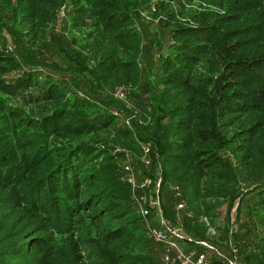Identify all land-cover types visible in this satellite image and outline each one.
Wrapping results in <instances>:
<instances>
[{"label": "trees", "instance_id": "trees-1", "mask_svg": "<svg viewBox=\"0 0 264 264\" xmlns=\"http://www.w3.org/2000/svg\"><path fill=\"white\" fill-rule=\"evenodd\" d=\"M65 1H11L12 25L3 23L20 57L0 51V264H81L80 248L92 253L88 264L164 263L158 258L162 246L147 235L136 209L132 184L116 167L117 160L128 164L126 154L114 152L123 139L131 152L138 151L135 140L147 145L150 163L143 172L151 185L144 191L155 195L158 181L162 216L173 224L181 217L190 234L181 238L189 243L185 250L205 253L208 264L238 258L239 264H264V243L250 248L248 228L238 226L243 205L256 208L264 226V0H207L225 11L187 13V22L160 5L155 14L168 17L157 22L165 30L159 36L149 34L139 13L147 0H69L70 41L50 33L72 65L28 57L27 44L40 41ZM234 21L241 28L228 30ZM18 29L28 30L26 40ZM145 42L159 52L151 79L139 85ZM40 66L73 72V80L81 76L92 92L142 86L153 129L143 130L136 118L120 122L118 113H131L111 100L79 108L67 98L65 79ZM230 155L256 180L250 188L239 186ZM224 202L227 223L237 203L240 230L231 232L243 240L230 258L208 256L198 243L209 239L200 213L211 219Z\"/></svg>", "mask_w": 264, "mask_h": 264}, {"label": "rangeland", "instance_id": "rangeland-1", "mask_svg": "<svg viewBox=\"0 0 264 264\" xmlns=\"http://www.w3.org/2000/svg\"><path fill=\"white\" fill-rule=\"evenodd\" d=\"M13 2L14 0H0V51L1 52H9L13 53L15 56H19V53L16 52V40H13L11 36L6 32V25L3 24L4 21L10 24V20L7 18L11 12L10 7V2ZM226 0H223L225 2ZM230 3H234V0H231ZM162 6L167 8V13L173 11L178 17H180V20L187 22L189 19L188 16H190L187 13H203L204 11H212L216 12V15H221L225 11V6H219L213 2H209L207 0H147V5L142 7V9L139 10L140 15L143 17V20H145V23L147 25V30L149 34L155 36L162 35V33H165V30L161 29L159 26V23H157L159 20L160 21H166L168 14L164 13H158L155 14V10L159 7ZM70 9V2L69 0H66L64 4L61 6V8L57 11L55 19L48 24L46 28V32L44 33V36L41 37L40 41L38 43H34V45H28L27 48V54L28 57L30 56L31 58L36 57L38 60L46 63L50 62H55L58 67H68L69 65H72L70 60H68L63 54L57 49V47L54 45L52 41V36L50 32H58L60 35H62L66 41H70V37L72 32V29H69V24H68V11ZM183 9L185 10V14H179L180 10ZM171 10V11H170ZM194 11V12H193ZM8 19V21H7ZM140 26V25H139ZM241 24H237L236 21L231 22L227 28L228 30H233L240 27ZM28 30L21 29V30H16V33L19 34L22 37V41L26 40V35H27ZM224 34V33H223ZM69 39V40H68ZM229 40V39H228ZM233 40V39H231ZM26 43V41H25ZM3 50V51H2ZM20 50V49H19ZM159 50L157 47H148L147 43H144V50L141 53L140 59H139V64L142 68H145V75L141 77V82L139 85H141L143 82L147 81L148 79H151L152 77V71H154L157 63V54ZM20 57V56H19ZM205 66H207L204 62L199 66L201 70H205ZM23 67H29L27 65H23ZM39 69L45 72H50L51 74H55V76L59 79L64 78L66 81V85L68 86L69 90L67 92V98H73L75 101V104L79 108L83 109H92L95 107L101 108L102 103L104 101H112V106L117 105H122L125 109H128L130 111L131 118H136L140 123V127L143 128V130H150L153 129L154 127V115H153V110L150 105V99L148 97V94L142 89V86H134L130 84H126L123 86V97L122 98H117L114 95L115 88L118 87H105L104 88H97L96 92H92V90L89 88L88 85L84 84L82 81L81 76L77 75L76 80H73L74 73L70 72L65 69L56 70L54 68H50L47 66H40ZM64 72V73H63ZM72 78V79H70ZM122 86V85H119ZM73 92V93H72ZM66 98V99H67ZM101 98V100H100ZM12 103L16 104V102L8 101L7 104ZM6 104V105H7ZM8 106V105H7ZM116 107H114L115 109ZM114 113H117V111L113 110ZM119 115V121L123 122L126 119V112H120L118 113ZM260 115L264 116V106L261 109ZM129 119V123L131 124ZM126 124V125H129ZM132 128V126H129ZM134 127V126H133ZM123 139V138H122ZM127 139L121 140L119 143H115L113 146L114 152H123L126 154V159L128 161V165L132 168V175L134 178V181L136 184H141L145 178L148 179L149 177L143 172V169H148V165H144L143 163V149L142 146L144 145L143 143L139 144L137 140H135L134 145L138 147L137 152H131L126 149V144L125 143ZM128 141V140H127ZM140 142H143L140 140ZM251 144V142H248ZM111 144V142H110ZM147 146V145H146ZM140 151V153H139ZM224 154L228 155V153L224 152ZM230 162L232 165H234L235 173L236 176L238 177V183L240 187L243 188H250L256 180L254 179H248L246 177L245 172H243L240 168V165L236 161V159L230 155ZM124 161H126L124 159ZM126 163L123 161H118L117 160V168L120 169V178H123L124 180L127 179L129 176L128 173L124 170V165ZM116 170V169H115ZM158 182V181H157ZM156 182V184H157ZM156 184L153 188L155 191L156 189ZM151 185V184H150ZM179 185L177 184H170L171 189L176 188ZM146 189H150L149 186ZM180 189V188H179ZM135 194L140 195L141 189H135ZM147 194V200L145 201L146 205H149V202L152 200L154 197L153 194L151 193H146ZM135 202V201H134ZM206 202H211L210 199H206ZM235 203V202H234ZM227 202H224L221 204L220 209H214L211 211L212 217L211 219L209 216H206L202 213H200L198 221L199 223L203 226V231L205 236L209 237V239H204L202 238L201 241L207 243L208 245L214 247L215 250H212L211 248H208L210 252L208 253V256L212 255L214 256H226L230 258V250L231 248H234L235 245L240 244L243 240L238 238H233L232 233L234 230L237 228V223H236V206L237 203L234 204V207L232 208V211L230 213V219L229 222L227 223L225 220V210L227 208ZM136 206V203H135ZM246 206L243 205L242 212L240 213L239 216V228L242 229L244 227L245 229L248 228V234L247 235V241L250 243V248H253V245L255 247V250L260 248L263 243H264V226L263 224H259L257 215V209L252 208L248 209L246 211ZM137 209V206H136ZM138 211V209H137ZM187 213H191L189 210L186 211ZM139 213V212H138ZM256 213V214H254ZM151 217L154 216L152 220V225L155 224V217L156 215L154 214L153 210L150 213ZM214 216V217H213ZM150 217V218H151ZM150 218L149 222H150ZM257 219V221H256ZM180 220V221H179ZM179 220L177 221L176 224H173L171 221H168V225L171 228H174L176 232L178 233V243L181 245V247H185L186 244L189 246L188 242L183 241L181 238H189V232L182 226L181 223V217H179ZM144 228H146V223L145 220H142ZM151 224V223H150ZM238 229V228H237ZM238 229V230H240ZM233 231V232H231ZM192 236V235H191ZM60 241L61 238L59 237ZM214 240V241H213ZM227 241V242H226ZM152 242V240H150ZM152 248L154 247L156 250V246L154 242H152ZM187 247V246H186ZM158 248V246H157ZM189 249V248H188ZM62 252V250H61ZM59 254V253H58ZM78 254L80 255L81 258V264H88L89 259H92V253L89 252L88 250H81L78 249ZM56 257V260H61L62 258ZM157 257V256H156ZM160 257V258H159ZM159 259L162 260V252H159ZM239 258L237 261L233 259L232 263L233 264H239L238 262ZM163 262V260H162ZM164 264V263H163Z\"/></svg>", "mask_w": 264, "mask_h": 264}, {"label": "built area", "instance_id": "built-area-1", "mask_svg": "<svg viewBox=\"0 0 264 264\" xmlns=\"http://www.w3.org/2000/svg\"><path fill=\"white\" fill-rule=\"evenodd\" d=\"M114 95L117 98L123 97V86H118L115 88ZM131 116L127 117L124 122L129 123ZM143 149V163L149 165L150 158L148 156V147L146 145L142 146ZM124 170L128 173L127 180L132 184L133 189V198L136 203L139 214L143 217L146 223V232L147 235L156 243L162 246V260L165 264H208V259L203 252H196L194 249L185 250L178 243V233L174 228H171L167 221L162 216L160 208V199L158 196V182L156 184L155 195L152 200L149 202V205L145 204V201L148 199L144 191V188H147L151 184V179L148 178L141 183L136 184L131 173L132 168L127 164L124 166ZM135 189H141L140 195H136ZM177 190V187L174 188ZM179 195V191L176 192ZM184 206L183 202L178 203L177 207L181 208ZM154 212L155 224L152 225V222L148 219L150 212ZM151 223V224H150ZM199 244L215 250L214 247L208 245L203 241H198ZM229 264H233L232 261H229Z\"/></svg>", "mask_w": 264, "mask_h": 264}, {"label": "crops", "instance_id": "crops-1", "mask_svg": "<svg viewBox=\"0 0 264 264\" xmlns=\"http://www.w3.org/2000/svg\"><path fill=\"white\" fill-rule=\"evenodd\" d=\"M186 247V246H185ZM184 248V247H183Z\"/></svg>", "mask_w": 264, "mask_h": 264}]
</instances>
